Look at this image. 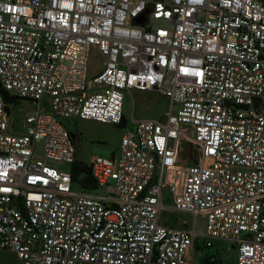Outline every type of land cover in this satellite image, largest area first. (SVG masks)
I'll return each mask as SVG.
<instances>
[{"label":"built area","instance_id":"1","mask_svg":"<svg viewBox=\"0 0 264 264\" xmlns=\"http://www.w3.org/2000/svg\"><path fill=\"white\" fill-rule=\"evenodd\" d=\"M92 47L105 62L88 78ZM129 91L169 108L134 120ZM22 101L35 110L10 123ZM63 119L121 127L117 154L78 160ZM76 161L93 186L73 180ZM165 199L192 229L160 222ZM215 242L264 264V0H0V251L187 264Z\"/></svg>","mask_w":264,"mask_h":264},{"label":"rangeland","instance_id":"2","mask_svg":"<svg viewBox=\"0 0 264 264\" xmlns=\"http://www.w3.org/2000/svg\"><path fill=\"white\" fill-rule=\"evenodd\" d=\"M105 58L100 54L96 47H92L89 52L87 76L92 78L103 69ZM125 101L123 111L127 116L133 115L134 120L161 118L169 108L167 98L161 97L156 93L129 91L124 93ZM21 112H15L10 119V123L19 125L26 115H30L35 110L29 103L21 102ZM63 124L75 135V157L89 163L92 157H109L111 154H117L120 139L124 133L121 127L105 124L95 121L80 119H63ZM131 125H129V128ZM184 152L190 155V149L185 147ZM186 162V161H185ZM59 169H66L67 166H57ZM73 190H88L79 184L73 185ZM99 193L97 189L92 190ZM166 198V197H165ZM171 201L164 200L165 209L160 215V222L169 224L174 223L180 226L183 222L186 227L192 229L194 217L187 213H179L171 210ZM198 231L205 230V221L197 218L196 224ZM199 245V244H198ZM193 264H205L204 261L208 257H214L211 264H235V251L227 247L226 244L215 242L210 248H201L194 250L191 255ZM0 264H21L17 256L10 251H0Z\"/></svg>","mask_w":264,"mask_h":264},{"label":"trees","instance_id":"3","mask_svg":"<svg viewBox=\"0 0 264 264\" xmlns=\"http://www.w3.org/2000/svg\"><path fill=\"white\" fill-rule=\"evenodd\" d=\"M3 97H4L5 101H8L10 99L6 93L3 94ZM12 100L15 101V98H12ZM89 176H90L89 168H87L82 162L76 161L73 164V166H72V178L75 182H77L80 177H89ZM166 224H168L169 226L174 225V223L169 224L168 222H166ZM196 249H200V245H198V243L196 244ZM213 259H214V257H208V258H206L204 263L205 264H211Z\"/></svg>","mask_w":264,"mask_h":264},{"label":"water","instance_id":"4","mask_svg":"<svg viewBox=\"0 0 264 264\" xmlns=\"http://www.w3.org/2000/svg\"><path fill=\"white\" fill-rule=\"evenodd\" d=\"M150 12H151V6L147 7L146 10L139 17L135 19V24L138 26L145 25L147 23V16L149 15ZM70 137H71V140L74 142L75 135L71 133ZM93 185H94V179L92 177H88L82 182V186H84L85 188H89ZM233 248L234 247H232V249Z\"/></svg>","mask_w":264,"mask_h":264},{"label":"crops","instance_id":"5","mask_svg":"<svg viewBox=\"0 0 264 264\" xmlns=\"http://www.w3.org/2000/svg\"><path fill=\"white\" fill-rule=\"evenodd\" d=\"M191 261H193V259H190L187 264H193Z\"/></svg>","mask_w":264,"mask_h":264}]
</instances>
